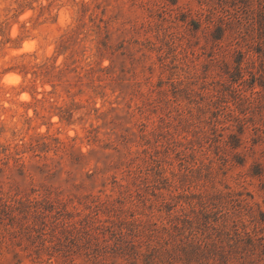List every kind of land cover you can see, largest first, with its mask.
I'll return each instance as SVG.
<instances>
[{
  "label": "rangeland",
  "instance_id": "obj_1",
  "mask_svg": "<svg viewBox=\"0 0 264 264\" xmlns=\"http://www.w3.org/2000/svg\"><path fill=\"white\" fill-rule=\"evenodd\" d=\"M47 253L264 264V0H0V262Z\"/></svg>",
  "mask_w": 264,
  "mask_h": 264
},
{
  "label": "trees",
  "instance_id": "obj_2",
  "mask_svg": "<svg viewBox=\"0 0 264 264\" xmlns=\"http://www.w3.org/2000/svg\"><path fill=\"white\" fill-rule=\"evenodd\" d=\"M40 66L41 65L35 66V67L38 68ZM36 71H37L36 69H33L32 70V74L35 75V76L37 75V72ZM53 256H55V255H53V253H47V257L45 258V262L59 264V261L57 262V259H55ZM0 264H2V262H0Z\"/></svg>",
  "mask_w": 264,
  "mask_h": 264
},
{
  "label": "bare ground",
  "instance_id": "obj_3",
  "mask_svg": "<svg viewBox=\"0 0 264 264\" xmlns=\"http://www.w3.org/2000/svg\"><path fill=\"white\" fill-rule=\"evenodd\" d=\"M12 76H13V75H12ZM14 76H15V75H14ZM14 76H13V77H14ZM10 77H11V76H9V78H10ZM6 78H7V77H6ZM9 78H7V79H9ZM17 80H18V77H16L14 81H17ZM10 81H11V80H10Z\"/></svg>",
  "mask_w": 264,
  "mask_h": 264
}]
</instances>
